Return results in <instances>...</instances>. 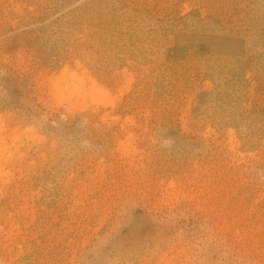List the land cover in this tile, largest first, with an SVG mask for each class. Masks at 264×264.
Instances as JSON below:
<instances>
[{
	"label": "rangeland",
	"instance_id": "1",
	"mask_svg": "<svg viewBox=\"0 0 264 264\" xmlns=\"http://www.w3.org/2000/svg\"><path fill=\"white\" fill-rule=\"evenodd\" d=\"M0 143V264H264V0H0Z\"/></svg>",
	"mask_w": 264,
	"mask_h": 264
},
{
	"label": "bare ground",
	"instance_id": "2",
	"mask_svg": "<svg viewBox=\"0 0 264 264\" xmlns=\"http://www.w3.org/2000/svg\"><path fill=\"white\" fill-rule=\"evenodd\" d=\"M61 76H60V79L58 80V78H59V76H57V80H55L54 82H53V88H54V90H55V96H56V94L58 95V91H60V90H62V89H66V88H68L69 89V87H67L69 84H71V83H73V82H71V83H69V84H66V87L65 88H61V86L59 85L60 83H59V81L61 80V79H63L64 78V76H66L65 75V72H62V74H60ZM70 80H76L77 82H78V84L77 85H75V83L74 84H72V85H69L70 87L71 86H73V89H72V92H76V94H74V93H72L71 92V94H74L73 95V99H75V97H77L78 95H88V96H90L91 98H93L94 100H96L97 98H99V99H106L107 97H108V93H107V91L106 90H104L101 86H99V84H97L94 80H92V86H90L89 88H88V91H86L85 89L83 90V88H82V86H81V84H82V79L81 78H79L78 76H77V74H74V73H72L71 74V76H70ZM65 79H67V77L65 78ZM63 81H64V79H63ZM62 81V82H63ZM75 81V82H76ZM65 82H66V80H65ZM64 82V83H65ZM68 82H69V79H68ZM67 82V83H68ZM62 86H64L63 84H62ZM56 90H57V92H56ZM66 92H67V90H65ZM62 92V91H61ZM61 92H59L60 94H61ZM69 92V91H68ZM64 93V92H63ZM62 93V94H63ZM61 94V95H62ZM66 94H68V93H66ZM68 95H70V92H69V94ZM54 96V97H55ZM56 98H62L63 100H64V98H66V96H64V98L62 97V96H60V97H56ZM70 98H72V95H71V97H68V98H66V100L68 99V100H70ZM55 99V98H54ZM62 99H61V101H62ZM75 101V100H74ZM98 101V100H97ZM97 101H96V103H97ZM71 104V103H70ZM73 104H75V103H73ZM103 104H106V103H103ZM1 144V143H0ZM120 149L123 151V153H128L129 152V143L127 142V141H124V142H121V144H120ZM2 149H0V151H1ZM1 155V154H0ZM1 161V160H0ZM1 173H2V166L0 165V175H1Z\"/></svg>",
	"mask_w": 264,
	"mask_h": 264
}]
</instances>
